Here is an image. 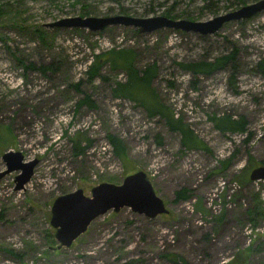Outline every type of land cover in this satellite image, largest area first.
<instances>
[{"label":"rangeland","instance_id":"374dc122","mask_svg":"<svg viewBox=\"0 0 264 264\" xmlns=\"http://www.w3.org/2000/svg\"><path fill=\"white\" fill-rule=\"evenodd\" d=\"M254 1L0 0L6 3L0 16V171L10 149L38 160L24 188L14 189L19 171L0 179V264H264V181L249 179L253 167L264 165V73L254 68L264 57V10L207 35L168 28L140 33L122 25L44 27L74 15L203 21ZM38 29L43 40L33 32ZM109 48L131 50L138 69L155 64L157 97L205 147L185 148L161 117L114 96L124 71L107 64L103 77L88 76L93 55ZM231 50L232 69L193 74L178 64ZM84 97L89 103H80ZM225 114L243 116L247 131L217 130L210 117ZM110 134L120 139L122 158ZM137 170L147 174L168 213L147 218L129 207L108 210L70 247H56L49 224L56 196L77 188L90 196L93 186L120 183ZM181 188L191 191L186 201L175 200ZM254 205L256 224L248 215Z\"/></svg>","mask_w":264,"mask_h":264},{"label":"water","instance_id":"95a60500","mask_svg":"<svg viewBox=\"0 0 264 264\" xmlns=\"http://www.w3.org/2000/svg\"><path fill=\"white\" fill-rule=\"evenodd\" d=\"M264 10V0L240 6L237 9L215 15L207 20H189L171 18L165 15L137 17L125 14L92 16L74 15L56 19L44 24L49 28H84L99 31L108 26H131L140 33H149L159 29H174L194 32L201 35L213 34L224 23L250 18ZM264 136V131L262 133ZM5 169L0 171V179L11 171H19L15 177V190L24 188L30 180L37 159L24 160L20 151L7 150L2 154ZM251 181H264V165L253 167L249 172ZM129 207L133 212L154 218L168 213L163 199L142 170L125 175L120 183L101 182L93 186L90 196L85 195L82 188L56 196L50 207L49 224L54 229L56 247H70L72 242L83 234L90 223L108 210L118 211Z\"/></svg>","mask_w":264,"mask_h":264},{"label":"trees","instance_id":"16d2710c","mask_svg":"<svg viewBox=\"0 0 264 264\" xmlns=\"http://www.w3.org/2000/svg\"><path fill=\"white\" fill-rule=\"evenodd\" d=\"M3 7H6V3L0 6V16L5 15L6 13L3 12ZM17 27L23 28L20 25H17ZM33 32H36V34L38 33L37 35L43 40V33L41 30H33ZM0 39L3 38L0 36ZM235 61V52L231 50L228 53L215 56L210 60H192L186 63L179 62L178 64L193 74H210L227 66H229L230 69L234 68ZM107 64L112 69H120L126 74L124 80H115L114 86L112 87L114 96L129 99L142 106L150 117H161L165 120L170 130L178 131L180 133L181 144L185 148L205 147L192 129L182 121V118L176 116L175 113L170 110L168 106L164 105L157 97L154 88L151 86L152 80L156 77V66L154 63L138 69L135 67L134 55L131 50L125 48H109L95 53L85 71L90 78L103 77L101 69ZM27 67L32 69L37 68L33 63H29ZM254 68L261 73H264V57H261L254 63ZM38 70L44 72L46 67L39 66ZM88 101V98L84 97L80 100V103H89ZM210 120L213 122L214 127L222 133H244L247 131L246 120L243 116L234 118L230 114L221 116L214 115L210 117ZM107 137L113 152L122 158L124 151L120 139L111 134L107 135ZM75 148L76 150L78 149V147ZM248 159L251 162L250 155H248ZM229 162L230 160H226L225 164H228ZM220 163H223V161H220ZM190 197L191 191L186 188H181L175 192V200L181 199L186 201ZM254 198H257V196H254ZM257 214L258 210L255 205L248 209L249 220L252 221L253 224H256L257 222ZM223 215L224 213H221L218 220H221ZM175 257L171 259L175 261Z\"/></svg>","mask_w":264,"mask_h":264}]
</instances>
